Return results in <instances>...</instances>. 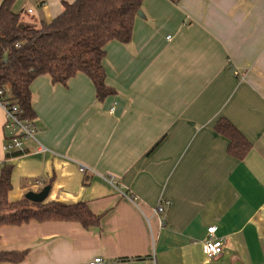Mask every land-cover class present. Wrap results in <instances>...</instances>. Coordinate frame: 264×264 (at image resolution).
<instances>
[{
    "label": "crops",
    "instance_id": "obj_1",
    "mask_svg": "<svg viewBox=\"0 0 264 264\" xmlns=\"http://www.w3.org/2000/svg\"><path fill=\"white\" fill-rule=\"evenodd\" d=\"M30 1L13 9L39 26L73 0ZM103 66L115 95L102 101L83 73L66 86L32 81L36 140L16 156L0 107L8 199L50 185L45 202L84 201L98 224L3 225L0 250H26L17 264H264V0H144ZM221 117L251 143L242 160L213 128ZM212 225L224 246L208 258Z\"/></svg>",
    "mask_w": 264,
    "mask_h": 264
},
{
    "label": "trees",
    "instance_id": "obj_2",
    "mask_svg": "<svg viewBox=\"0 0 264 264\" xmlns=\"http://www.w3.org/2000/svg\"><path fill=\"white\" fill-rule=\"evenodd\" d=\"M144 0H73L62 2V10L50 22L39 26L24 22L13 9L16 0H0V89L15 99L22 117L33 121L30 84L42 75L53 85L66 86L78 73L85 74L102 101L115 95L106 84L103 66L105 45L110 41L128 43L134 20ZM214 130L227 140V153L242 160L250 141L227 118L221 117ZM21 152H11L16 156ZM12 165L0 169V226L29 221H73L89 229L99 222L86 202H32L25 198L10 201ZM27 251L0 250V264H17Z\"/></svg>",
    "mask_w": 264,
    "mask_h": 264
},
{
    "label": "built area",
    "instance_id": "obj_3",
    "mask_svg": "<svg viewBox=\"0 0 264 264\" xmlns=\"http://www.w3.org/2000/svg\"><path fill=\"white\" fill-rule=\"evenodd\" d=\"M27 12L31 13L32 10L28 9ZM0 107L4 111L8 128L6 140L3 146L4 151L7 153L23 152L22 145L24 139L36 140L35 128L32 121L22 117V111L16 100L5 96L3 90L1 89ZM37 150L44 151L45 147L38 142ZM164 204L168 205V201H165ZM164 210V205L160 203L156 206L155 212L161 214ZM215 232L216 227L214 225L208 226L206 228V237L202 241V250L208 258L217 257L221 253L224 246V239L216 236ZM90 264H106V262L101 256H95Z\"/></svg>",
    "mask_w": 264,
    "mask_h": 264
},
{
    "label": "water",
    "instance_id": "obj_4",
    "mask_svg": "<svg viewBox=\"0 0 264 264\" xmlns=\"http://www.w3.org/2000/svg\"><path fill=\"white\" fill-rule=\"evenodd\" d=\"M140 14L141 11H138V15ZM49 189L50 185H46L39 191L29 190L24 194V198L32 202H43L47 198Z\"/></svg>",
    "mask_w": 264,
    "mask_h": 264
},
{
    "label": "rangeland",
    "instance_id": "obj_5",
    "mask_svg": "<svg viewBox=\"0 0 264 264\" xmlns=\"http://www.w3.org/2000/svg\"><path fill=\"white\" fill-rule=\"evenodd\" d=\"M16 2H17L19 5H22L24 9L27 8L28 6H32V3H31L30 0H16ZM20 15H21V17H23V16H27V14H26V15H23V14H21V13H20Z\"/></svg>",
    "mask_w": 264,
    "mask_h": 264
}]
</instances>
